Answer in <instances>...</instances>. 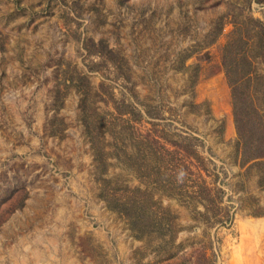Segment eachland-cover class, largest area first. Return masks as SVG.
Returning a JSON list of instances; mask_svg holds the SVG:
<instances>
[{
  "label": "rangeland",
  "instance_id": "rangeland-1",
  "mask_svg": "<svg viewBox=\"0 0 264 264\" xmlns=\"http://www.w3.org/2000/svg\"><path fill=\"white\" fill-rule=\"evenodd\" d=\"M263 110L264 0H0V264H264Z\"/></svg>",
  "mask_w": 264,
  "mask_h": 264
},
{
  "label": "trees",
  "instance_id": "trees-1",
  "mask_svg": "<svg viewBox=\"0 0 264 264\" xmlns=\"http://www.w3.org/2000/svg\"><path fill=\"white\" fill-rule=\"evenodd\" d=\"M240 39V37H239ZM238 39H236L237 41ZM240 41V40H239ZM224 59L222 62L226 78L228 80V83L230 82V86L232 87V110H233V115H234V121L235 125L238 131V135L242 137V148L244 151L246 150L245 148L247 147V144L249 146L250 141H246L245 138H243L242 133L244 131V128L241 124V119L246 117L245 112L247 110L244 108L245 103H244V97L241 95L238 91L240 89V86H245V89L248 87H253V79L251 75V70L249 69L250 62L247 61L246 56H241L237 55L236 51H232L230 54H224L223 55ZM258 88H252V92H257ZM250 96V94H249ZM248 97V96H247ZM254 112H259L256 110V108L251 107ZM264 113V110H263ZM259 155H254L252 156V159L259 158ZM261 157H264L261 156Z\"/></svg>",
  "mask_w": 264,
  "mask_h": 264
}]
</instances>
